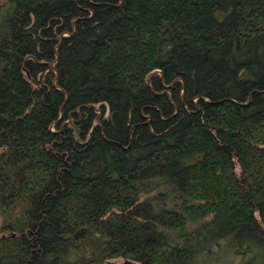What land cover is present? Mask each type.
<instances>
[{
	"label": "trees",
	"instance_id": "1",
	"mask_svg": "<svg viewBox=\"0 0 264 264\" xmlns=\"http://www.w3.org/2000/svg\"><path fill=\"white\" fill-rule=\"evenodd\" d=\"M0 264H264V0H0Z\"/></svg>",
	"mask_w": 264,
	"mask_h": 264
}]
</instances>
